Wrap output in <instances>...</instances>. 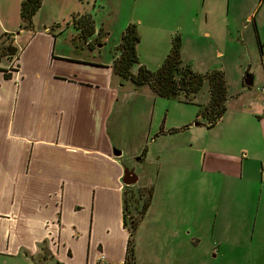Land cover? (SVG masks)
I'll list each match as a JSON object with an SVG mask.
<instances>
[{"label":"crops","instance_id":"1","mask_svg":"<svg viewBox=\"0 0 264 264\" xmlns=\"http://www.w3.org/2000/svg\"><path fill=\"white\" fill-rule=\"evenodd\" d=\"M23 2L0 0V262L96 264L105 253L110 264H175L193 244L208 264H264V103L210 129L209 86L188 103L113 71L128 25L151 71L176 36L183 61L200 38L223 59L222 32L198 20L189 36L176 0H44L28 31ZM85 19L95 27L86 40L75 24ZM147 187L130 258L125 194Z\"/></svg>","mask_w":264,"mask_h":264},{"label":"rangeland","instance_id":"2","mask_svg":"<svg viewBox=\"0 0 264 264\" xmlns=\"http://www.w3.org/2000/svg\"><path fill=\"white\" fill-rule=\"evenodd\" d=\"M173 1L171 0V4H173ZM176 1H178L177 7H179L178 3L182 6L181 10L184 13L182 23L185 24L189 36H195L192 32L197 27L198 20L201 22L200 26L206 25L210 30L222 32L219 45L225 53L223 59L216 58L214 48L211 46L212 42L206 40V38H200L196 44L188 42L189 56L186 57V60L184 59L183 63L184 65H190L194 71L205 75L207 72L214 70L225 72L228 83V101L226 104L228 112L225 120H232L234 110H240L246 105L251 108L263 105L264 100L260 95V90L264 85V0ZM207 15H209L208 24L206 23ZM250 16L252 20H249L248 17ZM192 39L195 40L194 37ZM188 60H191V62ZM248 74L253 78V85L250 87L244 84ZM207 88L208 85L202 88L199 97L204 95L207 98ZM199 100L201 99L199 98ZM172 103L176 104L178 101H172ZM254 120L250 116L242 118V121L246 124H252V122H255ZM205 124L207 125V122ZM263 151L264 147L261 145L256 152L261 155ZM146 189L149 190L151 187ZM136 193L138 192L125 194V208L128 206L130 210L140 209L141 206H137L133 201ZM195 193H197V190L190 183L188 199L194 198ZM205 213L204 217L206 216ZM191 215V212L187 214L185 221L190 222ZM134 243L136 246V236ZM193 246V244H187L181 248L178 257L175 259V264H177L176 262L178 264H196L197 257L200 264H208L206 262L208 257L204 256L203 253H197L198 251ZM169 251H171L170 248ZM170 255L168 254L167 257ZM159 256H161V252L154 251L153 261H156ZM170 262L167 264H171ZM0 264H4V262H0Z\"/></svg>","mask_w":264,"mask_h":264},{"label":"trees","instance_id":"3","mask_svg":"<svg viewBox=\"0 0 264 264\" xmlns=\"http://www.w3.org/2000/svg\"><path fill=\"white\" fill-rule=\"evenodd\" d=\"M44 0H24L21 3L22 29L33 30V19L40 11ZM78 28L82 30V36L86 40L95 33L93 22L89 19L75 21ZM141 36L136 25H128L117 46L116 59L114 62V73L123 80L130 81L136 89L149 87L157 96L166 99H178L191 103L193 97L198 95L202 88L209 86L210 103L207 107L201 106L202 115L205 116L207 126L211 129L224 119L227 113L228 83L226 76L220 70L201 74L194 71L190 65H184L182 60V38L174 37L171 44V51L164 60L159 70L151 71L141 64L138 56V45ZM8 51L10 56H14L15 50L12 47L2 49ZM14 51V53H13ZM0 49V53H1ZM1 57V55H0ZM139 67L137 74H133L135 67ZM3 71V70H0ZM6 73V71H3ZM8 77V75H6ZM182 98V99H181ZM135 200L140 209L125 208V227L128 228L129 257L134 255L135 232L142 222L146 210L149 208L153 194V188L149 190L137 191ZM139 208V207H137Z\"/></svg>","mask_w":264,"mask_h":264},{"label":"built area","instance_id":"4","mask_svg":"<svg viewBox=\"0 0 264 264\" xmlns=\"http://www.w3.org/2000/svg\"><path fill=\"white\" fill-rule=\"evenodd\" d=\"M260 95L264 100V85H263L262 89L260 90ZM261 169L264 172V162L262 163ZM96 264H110V262L107 260V257L105 256V253H102L98 256Z\"/></svg>","mask_w":264,"mask_h":264},{"label":"water","instance_id":"5","mask_svg":"<svg viewBox=\"0 0 264 264\" xmlns=\"http://www.w3.org/2000/svg\"><path fill=\"white\" fill-rule=\"evenodd\" d=\"M245 86H252L253 85V78L248 74L247 75V79L245 80ZM118 154H120L119 152H118ZM135 181V179H132V180H129V181H127V184H132L133 182Z\"/></svg>","mask_w":264,"mask_h":264}]
</instances>
